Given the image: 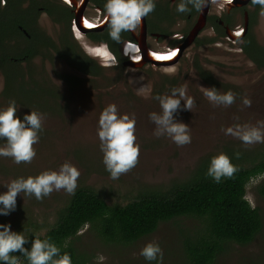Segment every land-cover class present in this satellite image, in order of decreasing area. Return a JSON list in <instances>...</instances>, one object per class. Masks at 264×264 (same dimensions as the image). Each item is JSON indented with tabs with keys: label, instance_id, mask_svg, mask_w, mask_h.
Wrapping results in <instances>:
<instances>
[{
	"label": "rangeland",
	"instance_id": "rangeland-1",
	"mask_svg": "<svg viewBox=\"0 0 264 264\" xmlns=\"http://www.w3.org/2000/svg\"><path fill=\"white\" fill-rule=\"evenodd\" d=\"M256 37L264 44V19L260 18ZM194 57L210 70L220 83L216 89L220 94L232 91L235 102L230 107L213 106L203 94L192 70ZM59 70H65L62 63ZM146 68H144L145 70ZM147 70V69H146ZM178 76H174V75ZM159 75L184 78L187 95L195 100L192 112L181 110L174 114V120L187 124L191 129V143L177 146L173 141L162 136L153 135L155 125L149 120V114H160L159 101L153 99L152 88L158 82ZM127 83L135 93L137 100L116 91L105 95V101L97 99L90 108L80 109L73 115H47L43 120V132L39 133V142L34 145L36 157L29 164L17 166L11 158H0V169L12 164L11 173L3 172L0 176V194L7 191L6 184L17 178L35 177L46 170L58 171L64 162H70L79 172L78 187H89L102 197L115 196L131 198L146 190H166L174 183L185 181L205 157H214L220 153H239L243 163L251 162L264 154V143L245 146L241 140L223 131L236 124L256 125L264 120V71L257 70L242 54L234 49L211 51L208 48L189 50L183 58L170 68L153 72L149 76L143 70L125 72ZM151 78V79H149ZM152 82H149V81ZM102 87L103 82L86 84ZM146 86L145 94H138V89ZM3 83L0 79V90ZM1 92V91H0ZM39 91L22 95L32 106L40 105L43 97ZM15 96V95H12ZM128 96V95H127ZM250 98L251 107H245L243 98ZM115 101L118 113L135 117L136 143L139 145V162L127 174L113 180L103 164V153L98 138V119L107 102ZM76 101V106H79ZM47 102H43L42 105ZM113 103V102H112ZM70 104V103H69ZM184 101L181 100V109ZM17 106V117L23 120L26 113ZM5 109L0 106V110ZM85 111V112H83ZM83 112V113H81ZM41 114V113H40ZM238 118V119H237ZM90 123L89 125H87ZM86 128L88 132L86 136ZM2 142H6L2 139ZM229 149V150H228ZM17 166V167H15ZM21 176H16L13 173ZM261 178L252 179L247 185L246 200L252 208H256L262 217V230L253 242L247 246L231 244L222 252L213 264H264V198L257 192ZM77 187V188H78ZM70 195L65 191H54L50 196L38 201L34 196L23 193L16 198V208L8 215H0V220L10 225V230L24 234L28 232L26 223H51L57 216ZM2 207V205H0ZM200 228V222L193 218H181L160 223L150 235L140 238L134 243L106 242L88 227H84L73 241V248L85 264H188L185 253V240L192 239ZM30 230V229H29ZM154 242L163 251V260L148 261L140 252L142 248Z\"/></svg>",
	"mask_w": 264,
	"mask_h": 264
},
{
	"label": "flooded vegetation",
	"instance_id": "flooded-vegetation-1",
	"mask_svg": "<svg viewBox=\"0 0 264 264\" xmlns=\"http://www.w3.org/2000/svg\"><path fill=\"white\" fill-rule=\"evenodd\" d=\"M154 2L155 10L142 19L141 26L135 32H123L122 42L117 44L110 38L104 20L106 0H0V106L7 108L10 100H15L26 114L36 111L70 116L93 105L96 96L89 93L105 101L106 93L122 91L126 98L137 100L127 83L126 71L143 70L150 77L153 72L174 66L192 49H234L257 70L264 71V59L254 54L255 47L264 49L256 37L259 19H264L259 5H252L251 0H209L201 12L192 9L180 13L176 10L180 0ZM129 44L139 52L128 48L125 54ZM108 52L119 60L113 68L102 66ZM136 56L139 60L133 61ZM59 63L68 71L59 70ZM191 67L196 80L206 88L221 86L196 57ZM174 76L159 75L152 88L153 97L171 95L172 88L184 83L182 76ZM96 82H103L102 87H86ZM34 91L42 93L40 105L32 106L22 96ZM44 101L47 103L42 105ZM115 101L119 99L107 102V106H118ZM87 133L86 128L84 136ZM5 144L0 139V146ZM227 153L232 164L242 161L237 152ZM211 158H203L191 175L201 164L210 166ZM12 168V164L4 165L0 176L13 172Z\"/></svg>",
	"mask_w": 264,
	"mask_h": 264
},
{
	"label": "clouds",
	"instance_id": "clouds-1",
	"mask_svg": "<svg viewBox=\"0 0 264 264\" xmlns=\"http://www.w3.org/2000/svg\"><path fill=\"white\" fill-rule=\"evenodd\" d=\"M208 2L209 0H180L176 10L180 13H188L192 9L201 12L205 6H208ZM226 2L231 3V0ZM251 4L259 5L262 9L260 15L264 16V0H251ZM104 7L106 12L104 20L110 29L109 36L115 43L120 44L121 34L135 32L141 26L142 19L155 10L156 4L154 0H106ZM240 35L241 33L238 32L237 37ZM128 48L139 52L134 44H129L125 48V54ZM138 60L139 56L133 58V61ZM118 63L119 60L108 52L106 62L102 66L113 68ZM201 88L204 96L213 106L230 107L235 102L236 96L230 90L220 94L214 87ZM147 91L149 90L146 86H142L138 89V94H145ZM153 99L159 101L162 109L160 114L156 112L149 114V120L155 125L153 135L157 138L166 136L181 147L190 144V127L174 120V114L181 110L192 112L195 107V100L187 95L186 86L172 88L171 95H156ZM181 100L184 101L183 109H181ZM242 103L245 107H251L252 101L245 97ZM16 113L15 100H10L7 108L0 110V139L6 141L4 146H0V157L11 158L16 164H29L36 157L34 145L39 142L44 116L31 111L21 120ZM135 125V117L130 118L127 114L119 115L115 104L106 106L99 116L97 134L100 150L103 153V164L113 180L130 172L139 162ZM223 131L226 135L241 140L245 146L264 143V120L257 121L256 125L236 124ZM236 155L239 157V153ZM237 171L230 158L220 153L211 158L207 174L219 183L222 178H232ZM79 177V170L66 161L58 171L46 170L35 177L13 179L5 185L7 191L0 194V205H2L0 215L6 216L15 210L16 198L21 193L28 197L34 196L38 201H42L54 191L63 190L73 195L78 187ZM0 229H3L0 230V262L3 264H22L20 256L25 257L28 264H72L71 256L67 253L60 255V249L47 239H34L28 250L24 247L28 241L21 233L11 231L10 225H0ZM15 253L21 255H14ZM140 255L148 261L156 260L158 257L161 262L163 260V251L159 244L154 242L146 244Z\"/></svg>",
	"mask_w": 264,
	"mask_h": 264
},
{
	"label": "trees",
	"instance_id": "trees-1",
	"mask_svg": "<svg viewBox=\"0 0 264 264\" xmlns=\"http://www.w3.org/2000/svg\"><path fill=\"white\" fill-rule=\"evenodd\" d=\"M254 54L264 59L263 48L255 47ZM238 160L233 162L238 171L219 183L208 176L209 166L204 163L185 181L131 198H105L89 187H79L53 222L26 223L24 247L30 250L34 239H47L60 249V255L69 254L72 264H85L72 246L84 227L106 242L131 244L152 234L160 223L193 218L200 228L184 242L188 264H213L231 244H251L263 226L259 211L246 200V189L252 179L262 177L256 189L264 198V154L251 162ZM0 225L8 224L0 220ZM20 259L28 264L25 257Z\"/></svg>",
	"mask_w": 264,
	"mask_h": 264
},
{
	"label": "snow or ice",
	"instance_id": "snow-or-ice-1",
	"mask_svg": "<svg viewBox=\"0 0 264 264\" xmlns=\"http://www.w3.org/2000/svg\"><path fill=\"white\" fill-rule=\"evenodd\" d=\"M173 55H175V54H173ZM163 59H171V57H163Z\"/></svg>",
	"mask_w": 264,
	"mask_h": 264
}]
</instances>
